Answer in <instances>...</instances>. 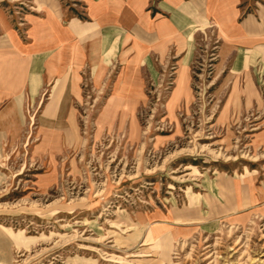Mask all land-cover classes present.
Wrapping results in <instances>:
<instances>
[{"label":"rangeland","instance_id":"374dc122","mask_svg":"<svg viewBox=\"0 0 264 264\" xmlns=\"http://www.w3.org/2000/svg\"><path fill=\"white\" fill-rule=\"evenodd\" d=\"M33 13L0 0V34L25 40ZM232 31L39 89L0 69V264H264V30Z\"/></svg>","mask_w":264,"mask_h":264},{"label":"crops","instance_id":"0c3cea01","mask_svg":"<svg viewBox=\"0 0 264 264\" xmlns=\"http://www.w3.org/2000/svg\"><path fill=\"white\" fill-rule=\"evenodd\" d=\"M73 1L76 8L69 11L61 0H28L34 13L26 19L25 40L4 25L0 69L11 75L12 84L39 89L54 76H63L64 82L85 59L116 58L127 48L167 49L173 42H189L195 31L210 25L232 28L244 42L260 41L264 30V0L245 15L239 0ZM60 91L48 99L45 114L56 108Z\"/></svg>","mask_w":264,"mask_h":264}]
</instances>
